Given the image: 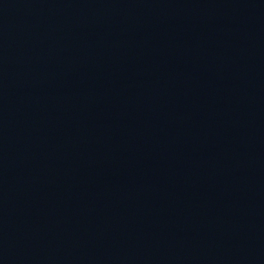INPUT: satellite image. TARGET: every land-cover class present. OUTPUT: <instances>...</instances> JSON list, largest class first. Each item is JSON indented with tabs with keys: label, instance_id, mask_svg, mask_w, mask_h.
I'll use <instances>...</instances> for the list:
<instances>
[{
	"label": "water",
	"instance_id": "obj_1",
	"mask_svg": "<svg viewBox=\"0 0 264 264\" xmlns=\"http://www.w3.org/2000/svg\"><path fill=\"white\" fill-rule=\"evenodd\" d=\"M0 264H264V0H0Z\"/></svg>",
	"mask_w": 264,
	"mask_h": 264
}]
</instances>
